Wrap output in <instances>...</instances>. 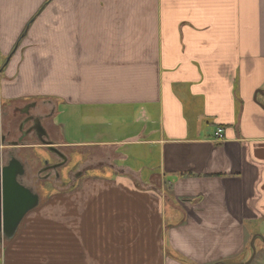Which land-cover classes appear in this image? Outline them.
Wrapping results in <instances>:
<instances>
[{"label": "crops", "instance_id": "0c3cea01", "mask_svg": "<svg viewBox=\"0 0 264 264\" xmlns=\"http://www.w3.org/2000/svg\"><path fill=\"white\" fill-rule=\"evenodd\" d=\"M0 100L87 156L0 264H264V0H0Z\"/></svg>", "mask_w": 264, "mask_h": 264}, {"label": "rangeland", "instance_id": "374dc122", "mask_svg": "<svg viewBox=\"0 0 264 264\" xmlns=\"http://www.w3.org/2000/svg\"><path fill=\"white\" fill-rule=\"evenodd\" d=\"M2 104V100H0V105ZM30 114V112H29ZM0 117L2 118L1 122H5V127L4 130L8 136L3 138V142H1V147H0V165L4 164L7 162L9 158L10 152H12L16 157L20 158L23 162L26 164L27 172L29 173L28 177H31L30 175H36L38 174L39 171H41V168L43 167L44 164V159L48 158L49 160H54V161H61V157L59 155H56L55 152H51L47 150V146H42L41 140L38 138V135L34 131H30L31 129V121L25 124L24 127L20 128V125L23 123V117L24 115H21L19 111L16 109H10L7 112L3 111L0 114ZM8 122V123H7ZM54 126L51 127V136L57 137L56 135V130L53 128ZM25 130H28V134L25 133ZM3 130L0 129V136L1 134L3 135ZM16 142H13L14 140ZM4 143V144H3ZM16 143V144H14ZM11 144L13 146H11ZM10 145V146H9ZM60 151L65 152L67 156L70 157V160L68 163L62 168L60 167L59 170L63 171H71L72 169L76 168L78 166V159H81L80 164H82V159L86 158L87 156H82L80 157L78 154L74 153L72 150H67L64 149L62 146H56ZM106 152H110L114 156V150L113 149H97V150H92V153L96 155L98 158L101 156H105ZM69 169V170H68ZM52 171L54 169H47L46 171ZM57 170V169H56ZM58 171V170H57ZM45 172V171H44ZM32 180L30 181V183ZM38 182L33 181V183ZM38 185L40 187H47L51 186V184H46L45 180L44 181H39ZM255 249H259L262 247L261 241H258L257 243L254 244Z\"/></svg>", "mask_w": 264, "mask_h": 264}, {"label": "water", "instance_id": "95a60500", "mask_svg": "<svg viewBox=\"0 0 264 264\" xmlns=\"http://www.w3.org/2000/svg\"><path fill=\"white\" fill-rule=\"evenodd\" d=\"M37 125V130L42 132L40 134L47 135L46 130ZM42 141L49 145L50 151L65 158L52 141ZM25 174L23 161L10 152L7 162L0 165V244L4 238L10 239L16 234L25 215L39 203V195L20 181Z\"/></svg>", "mask_w": 264, "mask_h": 264}, {"label": "flooded vegetation", "instance_id": "af4514ba", "mask_svg": "<svg viewBox=\"0 0 264 264\" xmlns=\"http://www.w3.org/2000/svg\"><path fill=\"white\" fill-rule=\"evenodd\" d=\"M25 124H26V119H25V121H23V123L21 124V128L24 127ZM37 126H38V125L35 123V121L32 122V125H31V129H32V130H30V131L33 132V131H34L33 129H35V132H36V134L38 135V138H39L41 141H42V139L49 140L50 138H52V137L50 136V134H48V133H47V135H45V134H40V133H42V132H40L39 129L37 130ZM53 141H54V139H53ZM41 143H43V141H42ZM41 145L44 146V145H46V144H41ZM55 154L58 155V153H56V152H55ZM66 155H67V154H66ZM21 161H22V160H21ZM59 162H60V161H57V162H56V161H54V160H49L48 158H45V159H44L43 167L41 168V171L38 172V175H39L40 173H44V171L50 173L49 170H48V171H46V170H47V169H55L54 166H56ZM23 163L25 164V162H23ZM25 167H26V164H25ZM36 175H37V174H36ZM28 176H29V173L27 172V168H26V174L23 175V176H21L20 181H21V183H23V185H25V186H27V187H29V188H32L31 185L25 181V179H26ZM45 182H46V181H45Z\"/></svg>", "mask_w": 264, "mask_h": 264}, {"label": "built area", "instance_id": "2783aa9c", "mask_svg": "<svg viewBox=\"0 0 264 264\" xmlns=\"http://www.w3.org/2000/svg\"><path fill=\"white\" fill-rule=\"evenodd\" d=\"M215 137L220 139L223 137V129L222 128H218L216 131H215Z\"/></svg>", "mask_w": 264, "mask_h": 264}]
</instances>
